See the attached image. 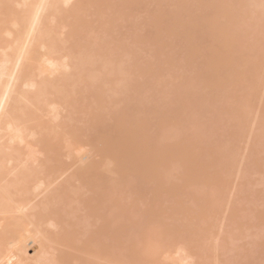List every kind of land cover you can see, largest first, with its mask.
<instances>
[{"label":"bare ground","instance_id":"1","mask_svg":"<svg viewBox=\"0 0 264 264\" xmlns=\"http://www.w3.org/2000/svg\"><path fill=\"white\" fill-rule=\"evenodd\" d=\"M263 93L264 0H0V264H210L243 204L263 230Z\"/></svg>","mask_w":264,"mask_h":264},{"label":"rangeland","instance_id":"2","mask_svg":"<svg viewBox=\"0 0 264 264\" xmlns=\"http://www.w3.org/2000/svg\"><path fill=\"white\" fill-rule=\"evenodd\" d=\"M124 32V31H123ZM264 94V93H263ZM263 96V95H262ZM261 96V97H262ZM264 98V97H263ZM263 114V113H262ZM260 115V114H259ZM262 116V115H261ZM261 116H260V118H261ZM262 120H264V114H263V116H262V118H261ZM260 119V120H261ZM259 120V121H260ZM260 123V122H259ZM262 124L264 125V121H263V123H262V121H261V126H262ZM260 126V125H259ZM257 127L256 126V131H257V129H259L260 131H261V129L263 128V127ZM224 128V127H223ZM223 128H220V131H221V129H223ZM228 128L226 127L225 128V131L227 130ZM258 130V131H259ZM224 131V130H223ZM224 131V132H225ZM253 131H255V128L253 129ZM253 131L251 132L252 134H253ZM262 131H263V129H262ZM217 133H219V131L217 132ZM221 133H223V132H221ZM220 133V134H221ZM258 133V132H257ZM257 133H255V135L257 134ZM262 133V132H261ZM247 135V137H248V135H249V133H247L246 134ZM255 135H254V137L253 138H255ZM257 135H259V136H261L260 135V133H258ZM263 136H264V134H263ZM251 137V136H250ZM258 137V136H257ZM244 138V137H243ZM246 138V137H245ZM253 138H251V140H253ZM259 138V137H258ZM262 138V137H261ZM263 139H264V137H263ZM243 140H245V141H243ZM242 140V142H243V146L241 145V148L243 149V148H245L244 146L246 145V139H243ZM258 141H259V139H257ZM248 141H250V140H248ZM254 141H255V139H254ZM262 141V140H261ZM260 141V143H256V144H258L259 146H260V144L261 145H263L262 147L264 148V143L262 144V142H264V141H262L261 142ZM244 142H245V144H244ZM253 142V141H252ZM257 142V141H256ZM250 143H251V141H250ZM252 144V143H251ZM250 145V144H249ZM249 145H247L248 147H249ZM255 145V144H254ZM254 145H252V147L255 149V147L257 146V145H255V147H254ZM251 146V145H250ZM258 147V146H257ZM251 148V147H250ZM253 148H252V150H253ZM262 148V149H263ZM259 150H257L258 151V154H261L262 153V151H261V148H258ZM251 151V150H250ZM250 151H249V153H248V151H247V149H246V152L244 153V154H246L247 153V155H250ZM257 151H255V152H257ZM259 151H261V153L259 152ZM263 151H264V149H263ZM254 152V153H255ZM242 153V155H243V152H241ZM253 153V154H254ZM256 154V153H255ZM254 154V160H255V155ZM257 154V155H258ZM264 155V154H263ZM261 156H262V154H261ZM261 156H259V157H261ZM250 157V156H249ZM247 158H248V156H247ZM246 159V156H245V158H244V161H246L245 160ZM263 159V157L261 158V160ZM257 160H260V158L258 159L257 158ZM261 160H260V164L258 165V168L260 169V167L259 166H261ZM249 161L247 160V165L250 163H248ZM258 162V161H257ZM243 163H245V162H243ZM245 163V164H246ZM263 163V162H262ZM244 164V165H245ZM264 164V163H263ZM247 165H245V166H247ZM249 166H250V164L247 166L248 167V169H251L252 167L250 166V168H249ZM253 166V165H252ZM247 167H243V169L242 168H239L238 169V171H241V169L242 170H244V169H247ZM256 167V168H255ZM254 168L255 169H253V170H256V169H258L257 168V166H255ZM264 166H261V168H263ZM247 169V170H248ZM261 170V169H260ZM260 170L258 171V173H256L255 172V174L253 173L254 171H252L251 173H253V175H252V177H251V179L253 178L254 180H255V183L254 184H257L256 183V180H258V179H261L262 177H264L263 175H261L260 176V174L261 173H259L260 172ZM263 170V169H262ZM262 170H261V172H262ZM264 171V170H263ZM242 172V171H241ZM263 173V172H262ZM246 174H248V172H245V173H243V174H241V175H236V176H240L239 178H236V180L234 179V180H231V181H236L237 183L235 184V186H236V192H234L233 194H235V196H240L241 194H239L241 191V188L238 190L237 188H239L240 186H243V185H240L238 182H240L241 180L242 181H244L243 179L245 178V176L244 175H246ZM264 174V173H263ZM251 175V174H250ZM235 176V175H234ZM244 176V178L242 179V177ZM233 178H235V177H233ZM248 178V176L246 175V178L245 179H247ZM230 179H232V178H230ZM239 179H240V181H239ZM250 179V178H249ZM250 179V180H251ZM253 179L251 180V181H253ZM263 179V178H262ZM248 180V179H247ZM249 180V181H250ZM264 180V179H263ZM246 181V180H245ZM249 181H247V182H249ZM251 181L249 182V184L251 183ZM259 181V180H258ZM229 182H230V180H229ZM258 183H261V186L259 185V186H254V187H252V185H251V187H252V189H250L249 190V188H248V190H245L244 191V187L247 185V187H248V183H246V185L242 188L243 189V191L245 192V193H247V191L249 192V191H251V192H253L252 194H253V196L256 198V199H254L253 198V196L252 197H248V198H251V199H253L252 201V208L250 209V212H248V213H254L255 212V214H256V218L258 217V219H259V217H260V219H261V221H263V219H264V185H263V183H264V181H262L261 182V180H260V182H258ZM240 186H239V185ZM242 184V183H241ZM243 184H245V182H243ZM234 184H233V182H231V187L233 186ZM238 185V186H237ZM263 185V186H262ZM235 186H233L234 187V189H235ZM233 187L232 188H230V189H232V191L231 192H233ZM247 187H245V188H247ZM240 191V192H239ZM242 191V192H243ZM237 192H239L238 194H236ZM251 192H249V194L251 193ZM255 192H258V194L259 195H257ZM243 194V193H242ZM248 193H247V195H249ZM244 195V194H243ZM246 195V196H247ZM242 196V195H241ZM240 196V197H241ZM246 196H244V197H246ZM259 196V197H258ZM240 197L238 198L239 200H242V197H241V199H240ZM258 197V198H257ZM230 198V197H229ZM236 198V197H235ZM247 198V197H246ZM232 199V198H231ZM251 199H250V201H248V199H246L247 201H248V203H250L251 204ZM233 201H234V198L232 199ZM236 200V199H235ZM246 200H242V202L243 201H245L246 202ZM188 202V201H187ZM238 201H235V203H237ZM239 204H241L240 202H238ZM238 203H237V205H238ZM244 203V202H243ZM242 203V204H243ZM247 203V202H246ZM246 203H245V205H246ZM249 205V204H248ZM235 206V205H234ZM243 206H244V204H243ZM243 206H242V208H243ZM251 206V205H250ZM249 207V206H248ZM238 208H240L241 209V211H242V208L238 205ZM247 208V207H246ZM254 208V209H253ZM244 209H245V206H244ZM243 209V210H244ZM249 209H247V211H248ZM237 212V213H235L234 215H232L231 217H229L231 214H229V212L230 211H228V212H226V213H221L220 214V216L219 217H221V219H220V222H221V224H220V222H219V224L218 225H216V229L218 230L219 228H220V232L222 233H215L214 232V235H218V234H220V235H218L219 236V238H220V236L222 237V240H226L228 237L229 238H231V236H232V240H230L229 239V241L227 242V246H226V244L224 243L223 245H225V247L223 246V247H221L222 249L220 250L219 249V251L220 252H218V250H217V253H219V254H217V253H215L216 251H214L213 249V251H214V253L213 254H217L216 256H217V258H216V256L215 255H211V251L208 253L209 254V256L212 258V259H210V264H214V263H218V262H216V259L219 261V260H221V262H223L224 264H246L247 262H249V263H251V264H264V234H262L261 232L264 230H262V229H260V230H257L256 228L255 229H250L249 228V230L247 229V226L249 225V226H251V224L253 225L254 223H255V221H254V219L252 218H250L251 217V214H249V216L247 215V213H245V211L243 212ZM228 213V214H227ZM231 213V212H230ZM252 213V214H253ZM229 215V216H228ZM224 218H223V217ZM253 216H255L254 214H253ZM252 216V217H253ZM247 217H249V218H247ZM217 218V219H218ZM223 218V219H222ZM219 219L217 220V221H219ZM222 220V221H221ZM225 220H226V223H225ZM217 221H216V224H217ZM224 222V224H222ZM257 222V221H256ZM258 223V222H257ZM260 224H261V222H259ZM248 224V225H247ZM260 224H258V225H260ZM262 224H263V222H262ZM224 226V228H222L223 226ZM227 225V226H226ZM257 225V224H256ZM218 226H220L219 228H218ZM222 226V227H221ZM253 227V226H252ZM251 227V228H252ZM258 227V226H257ZM262 227V226H261ZM264 228V227H263ZM215 229V230H216ZM222 229L224 230L223 232H222ZM216 230V231H217ZM218 231V232H219ZM224 232H226V233H224ZM223 233H224V235H223ZM233 234V235H232ZM223 236H224V238L225 239H223ZM234 236V237H233ZM215 237V236H214ZM227 237V238H226ZM217 238V236L214 238V239H216ZM233 238H234V241H233ZM227 241V240H226ZM216 242V241H215ZM213 243V242H212ZM213 245V244H212ZM212 245H209V247L210 246H212ZM211 248H213V247H211ZM211 248H210V250H211ZM251 249V250H250ZM246 250H248V251H250V253H253V255L252 256H254L255 255V257L254 258H251V259H249V257L247 256V254H248V252H246ZM253 250H255V253L256 254H254V251ZM212 251V252H213ZM253 251V252H252ZM31 253H32V251H31ZM250 253L248 254L249 256H251L250 255ZM219 255V256H218ZM251 256V257H252ZM218 257H219V259H218ZM221 262H219L218 264H221ZM166 264H171L170 262L168 263H166Z\"/></svg>","mask_w":264,"mask_h":264}]
</instances>
